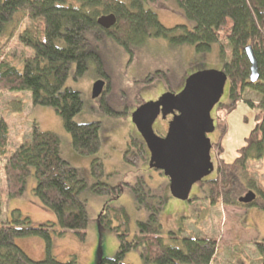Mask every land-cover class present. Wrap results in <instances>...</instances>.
<instances>
[{"label": "trees", "instance_id": "1", "mask_svg": "<svg viewBox=\"0 0 264 264\" xmlns=\"http://www.w3.org/2000/svg\"><path fill=\"white\" fill-rule=\"evenodd\" d=\"M154 0H2L0 1V34L7 25L13 24L10 36L22 19L30 25L18 34V41L33 50V56L25 58L21 68L0 60V92H29L33 105L51 107L61 118L65 131L70 135L71 147L79 155H94L100 148L99 123L77 124L73 117L81 110L79 92L65 87L71 64H75L73 78L77 79L86 70L88 62L101 70L97 45L109 38L117 45L133 54L151 36L167 38L175 46L192 45L195 51L204 54L211 45L217 44L223 57L222 45L229 49L228 60L223 70L229 85V104L232 110L241 100L246 89L255 92L259 98L255 107L257 114L254 124L231 163L218 159L216 176L203 179L198 184L208 186V200L211 204L221 201L227 205L255 206L264 210V189L245 185L240 180L248 159L264 158V0H175L185 17L193 22L189 29L176 25L166 29L160 25L157 15L148 7ZM21 13L20 18L16 15ZM114 14L115 24L109 29L97 25L101 15ZM16 22V23H15ZM250 46L257 63L258 79L249 82L250 63L245 47ZM165 79V72L157 70L141 82L151 79ZM145 81V82H146ZM106 88L98 97H102ZM8 141L6 123L0 120V159H4L5 192L10 199L19 198L25 190L26 180L31 174L35 179L32 190L40 205L55 217L58 227L57 237L67 231L74 232L85 240L89 215L81 193L88 190L93 195H112L117 198L121 186L110 187L102 182L88 185L79 176L77 168L71 166L61 156L58 136L50 131H41L35 124L30 139L21 143L6 156ZM123 160L136 164L148 154L141 137L129 138ZM213 144H211V149ZM214 166V165H213ZM96 179L103 175L102 163L94 158L90 165ZM138 209L147 212V219L137 223V231L128 239L129 215L123 207L111 208L104 205L96 224L98 247L92 264H125L123 257L131 250H138L143 264H210L199 257L218 252V244L213 238L183 237L171 234L170 242L161 236L158 216L164 199L162 194L147 188L143 181L131 187ZM248 191L255 193V199L248 205L238 199ZM15 218L0 226V264H77L76 258L61 262L51 254L52 226L44 223L33 226L27 218L21 219L18 211ZM114 224V226H113ZM105 230L118 238V250L112 258L102 256V235ZM27 236L41 237L45 242V257L30 259L16 244L15 239ZM258 255L252 264H264V240L250 244ZM237 264H246L242 259Z\"/></svg>", "mask_w": 264, "mask_h": 264}, {"label": "rangeland", "instance_id": "2", "mask_svg": "<svg viewBox=\"0 0 264 264\" xmlns=\"http://www.w3.org/2000/svg\"><path fill=\"white\" fill-rule=\"evenodd\" d=\"M2 1V0H0ZM127 2L129 0H119ZM148 7L157 15L158 22L166 29L176 25H185L189 29L193 22L188 20L175 0H154ZM21 13L16 15L20 18ZM16 23V22H15ZM30 25L27 19H22L16 25V30L10 36L14 27L9 24L0 34V60L21 68L25 58L33 56V50L18 41L19 32ZM97 45L101 70L106 77L97 72L96 64L88 62L83 75L73 78L75 64H71L65 87L79 92L82 101L81 110L73 117L77 124L99 123L101 145L94 155L82 156L71 147L70 135L65 131L61 118L53 108L33 105L29 92H0V120L6 123L8 141L5 155H10L21 143L30 139L33 126L36 124L41 131H50L59 138L61 156L71 166L77 168L79 176L88 185L102 182L110 187L121 186L122 192L117 198L112 195H93L88 190L81 193L89 215V224L85 231V240L81 241L72 231H67L61 237L56 236L58 227L54 215L42 207L33 195L35 179L31 174L26 180L25 190L19 198L10 199L5 192V176L3 165L5 159H0V226L10 223L15 218L13 211H18L21 219L27 218L33 226L44 223L53 224L52 251L53 257L61 262L75 257L77 264H92L98 247L96 220L104 205L111 208L123 207L129 215L128 224L131 240L137 231V223L147 219V212L138 209L131 187L143 181L147 188L162 194L164 204L159 213L161 236L165 242H170L171 234L181 239L183 237L213 238L218 244V252L199 257L200 261L210 264H237L242 259L246 264H252L258 255L250 245L252 242L264 240V210L255 206L245 207L227 205L217 201L214 205L208 200L206 183L194 184L186 201L173 198L168 190V179L160 171L151 169L149 156L127 164L123 153L127 149L129 138L138 137L131 123V113L141 104L156 99L165 92L180 91L184 79L202 69H218L228 60L230 52L226 44L222 45L223 57L217 44L211 45L204 54L197 53L192 45L175 46L167 38L151 36L142 47L128 53L109 38ZM157 70L165 72V79L155 78L141 82L150 73ZM108 82L106 93L100 98H92V85L96 80ZM105 89V87H104ZM229 85L225 84L219 103L211 111L214 131L208 134L213 144L211 149L212 173L204 179L216 176L218 159L231 163L244 145L245 138L251 131L257 114L255 104L259 96L246 89L240 101L232 110L229 104ZM159 124L153 125V130ZM162 130V129H160ZM96 158L102 163L103 175L96 179L91 173V161ZM240 180L245 185H253L257 190L264 189V158L248 159L245 169L240 173ZM114 226V224H113ZM56 231V232H53ZM15 244L32 260L39 261L45 257V242L38 236H27L15 239ZM102 256L112 258L118 250L117 236L105 230L102 235ZM125 264H143L138 250H131L123 257Z\"/></svg>", "mask_w": 264, "mask_h": 264}, {"label": "water", "instance_id": "3", "mask_svg": "<svg viewBox=\"0 0 264 264\" xmlns=\"http://www.w3.org/2000/svg\"><path fill=\"white\" fill-rule=\"evenodd\" d=\"M115 22L112 13L96 20L103 29L111 28ZM244 50L250 63L248 80L253 83L258 79L257 63L251 47L246 46ZM226 81L223 70H198L186 76L179 92H165L157 100L139 105L130 115L131 123L148 150L149 167L168 179L169 193L177 200H188L192 186L214 169L208 138L214 131L211 111L219 103ZM104 86V80H96L92 85V98H98ZM159 115L161 119L172 116L163 137L153 130ZM254 199L255 193L248 191L238 202L248 205Z\"/></svg>", "mask_w": 264, "mask_h": 264}, {"label": "flooded vegetation", "instance_id": "4", "mask_svg": "<svg viewBox=\"0 0 264 264\" xmlns=\"http://www.w3.org/2000/svg\"><path fill=\"white\" fill-rule=\"evenodd\" d=\"M106 83V82H105ZM105 88H106V86H104ZM182 88V87H181ZM159 97V96H158ZM157 97V98H158ZM157 98L156 99H154V100H152V101H155V100H157ZM171 118H172V116L171 115H167L166 116V118L165 119H161V115H159L158 117H157V119L155 120V124L157 125V124H159L160 125V127L159 126H156V128L154 129V132H155V134L156 135H158L159 137H163L165 134H166V131H167V125H168V122L171 120ZM133 125V124H132ZM154 125V124H153ZM135 128V127H134ZM160 129H162V130H160ZM137 134H138V132H137ZM138 137H140V135L138 134ZM142 139V138H141ZM148 156H149V153H148ZM210 156H211V150H210ZM211 159H212V156H211ZM162 174V173H161Z\"/></svg>", "mask_w": 264, "mask_h": 264}]
</instances>
